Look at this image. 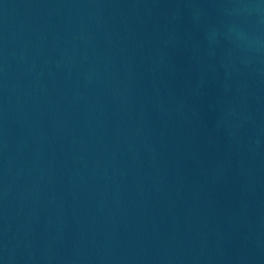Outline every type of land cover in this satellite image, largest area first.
Wrapping results in <instances>:
<instances>
[{
	"label": "water",
	"instance_id": "1",
	"mask_svg": "<svg viewBox=\"0 0 264 264\" xmlns=\"http://www.w3.org/2000/svg\"><path fill=\"white\" fill-rule=\"evenodd\" d=\"M0 264H264V0H0Z\"/></svg>",
	"mask_w": 264,
	"mask_h": 264
}]
</instances>
